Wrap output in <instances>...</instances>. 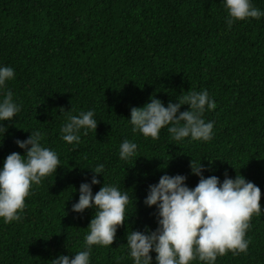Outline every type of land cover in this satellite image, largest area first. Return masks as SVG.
Instances as JSON below:
<instances>
[{"label":"trees","instance_id":"1","mask_svg":"<svg viewBox=\"0 0 264 264\" xmlns=\"http://www.w3.org/2000/svg\"><path fill=\"white\" fill-rule=\"evenodd\" d=\"M252 3L264 10V0ZM226 17L223 0H0V65L16 73L4 91L21 104L4 122L0 167L9 154H25L15 142L35 130L61 161L33 186L20 221L0 220V264H51L83 250L95 210L71 209L100 163L105 171L93 194L114 184L130 203L113 244L93 246L90 264H133L127 234L158 227L155 206L143 203L149 186L180 174L194 188L191 161L201 162L205 178L241 175L261 189L262 213L250 220L246 253L228 252L216 264H264V17L231 27ZM191 90H207L216 103L204 115L214 122L210 141L176 142L166 128L155 140L132 132V107L150 97L167 106ZM69 110H94L98 122L75 145L60 138ZM125 139L138 145L127 161L119 158Z\"/></svg>","mask_w":264,"mask_h":264},{"label":"clouds","instance_id":"2","mask_svg":"<svg viewBox=\"0 0 264 264\" xmlns=\"http://www.w3.org/2000/svg\"><path fill=\"white\" fill-rule=\"evenodd\" d=\"M227 12L226 24L231 27L237 21L264 17V10L255 7L252 0H223ZM13 67L0 65V136L7 128L4 122L11 121L20 111L21 104L14 99L11 90L4 91L9 81L15 79ZM188 110L180 112L181 106ZM216 103L207 90H191L179 95L177 102L165 106L159 99L150 97L143 107H132L130 119L133 133L144 138L158 139L162 129H167L172 140L208 142L214 135V122L206 121L204 115L213 111ZM98 122L94 110L80 111L73 115L69 110L60 129V138L69 145L79 144L81 133L95 132ZM40 130L30 133L26 140H17L22 156L9 154L0 167V220L5 224L22 219L25 200L33 186L60 167L58 154L45 147ZM138 145L125 139L119 146V158L127 161L137 154ZM191 173L199 177L194 188L186 185L187 177L163 175L155 185H150L143 203L155 206L158 227L155 231H130L126 236L128 256L133 264H153L151 252L156 254L155 264H216L218 256L228 252L246 253L249 240L246 231L250 220L262 213L261 189L241 175L229 178L227 173L221 182L212 175L203 176L201 162H190ZM90 182L79 187V198L71 211L83 214L94 209L84 236L83 250L71 258L61 255L51 264H90L93 246L110 247L116 239L117 229L127 219L126 209L130 203L128 191L114 184L103 183L93 194L92 186L100 183L97 176L105 171L98 164ZM119 264V260H117Z\"/></svg>","mask_w":264,"mask_h":264}]
</instances>
